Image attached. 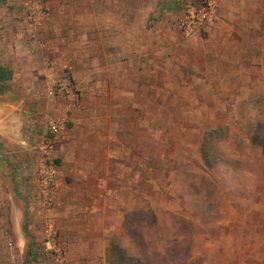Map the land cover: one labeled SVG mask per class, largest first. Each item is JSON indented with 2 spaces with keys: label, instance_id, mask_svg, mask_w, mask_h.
Returning a JSON list of instances; mask_svg holds the SVG:
<instances>
[{
  "label": "crops",
  "instance_id": "obj_1",
  "mask_svg": "<svg viewBox=\"0 0 264 264\" xmlns=\"http://www.w3.org/2000/svg\"><path fill=\"white\" fill-rule=\"evenodd\" d=\"M20 1L0 0V136L13 145V150L8 152L11 161L33 167H30V175L38 182L42 155L37 149L41 139L37 132H44L47 120L57 122L58 132L51 150L55 177L47 205L38 200L51 210L42 217L44 230L50 235L52 228L57 231L62 223L65 227L70 215L79 220L89 218L94 222L95 231L115 233L119 237L118 246L111 240L96 239L97 247L103 250H98L94 259L101 260V264H128V260H135V264H154L147 262L142 232L133 231L144 226L142 220L138 221L132 215L154 205L147 204L144 208L145 189L151 191L147 193L151 198L156 193L158 203L159 193L166 194L167 191H162L164 188H160L153 176L148 178L145 170L153 172L157 169L160 156H154L153 150L146 155L142 148L141 153L138 151L136 140L147 128L141 120L134 118L130 124L128 113L143 116L147 112H144L142 101L154 100V93L159 94L157 83L160 81L153 73L162 65L154 60L153 54H159L161 45H144L141 36L144 31L157 37L173 36L176 42L172 47L176 48L180 45L178 38L190 41L193 36L199 37L201 44L196 48L202 57V62L198 63L199 74L211 70L208 75L215 84L233 82L237 92L243 91V99L249 100L255 98L259 87L264 85V0H216L214 22L206 27V33L198 36L196 33L187 36L176 25L165 30L155 27L154 23L150 27L143 24L136 30L134 43L128 42L127 25L122 27L121 17L119 39L111 40L113 15H128L129 3L135 4V15H153L159 0H33V15L24 11V15H16L17 10H24ZM42 4L47 8L46 15L38 11ZM86 4L89 5L87 9ZM86 10L91 15H103L104 25L108 26L104 30L108 39L103 41V66L96 68L95 56L87 57V76L80 78L75 68L80 64V54L64 40L62 20L67 15H80ZM233 35L238 39L235 46L229 41ZM184 44L183 50L191 53V45ZM129 50L135 53L129 54ZM162 50L170 52V48ZM143 53L151 57L146 61L151 71L149 76L140 70L143 69ZM101 69L103 75L97 76V70ZM133 69H136L134 75H128V70ZM227 69L233 73L231 79L225 73ZM62 77L71 78V88L68 93L59 94L54 82ZM182 77L179 76L177 82L191 83ZM165 79L172 80L170 77ZM75 84L81 86L79 95L72 92ZM144 85L151 88L150 97L144 96ZM129 98L140 99L141 103L138 105L136 100L130 104ZM240 103L235 106L239 111ZM138 131L140 135H137ZM203 137L204 130L201 129L199 140L193 145L201 159L204 158ZM226 138L224 136L222 143L232 148ZM56 212L62 213L61 217L57 218ZM155 220V224L150 220L153 229L158 224ZM157 238L152 237L151 243L158 244ZM121 242L134 245L136 254L131 255L134 259L129 255L125 257ZM154 255L163 256L159 249ZM180 256L178 259L183 260V264H206L189 262L207 258L204 252ZM170 258L168 254L169 264H175L176 258H172L173 262Z\"/></svg>",
  "mask_w": 264,
  "mask_h": 264
},
{
  "label": "rangeland",
  "instance_id": "obj_2",
  "mask_svg": "<svg viewBox=\"0 0 264 264\" xmlns=\"http://www.w3.org/2000/svg\"><path fill=\"white\" fill-rule=\"evenodd\" d=\"M26 1H20L24 10H17L16 15L28 12ZM159 1L153 15H135L133 3H129L128 15H113L111 40L119 39L120 17L122 27L125 23L127 25L129 43L136 41V30H140L143 24L150 27L154 23L155 27L165 30L176 25L185 34L181 18L187 0H179V3L176 0ZM200 1L192 0L196 7ZM84 6L89 7L88 4ZM145 6L149 4L145 3ZM40 7L38 11L46 15L47 8L43 4ZM213 22L214 19L209 24L197 26L198 29L195 27L187 36L206 33V27L212 26ZM62 24L64 40L80 54V64L75 67L78 76H87V57L95 56L96 68L103 66V41L108 39L104 31L108 26L104 25L103 15H91L86 10L80 15L65 16ZM193 37L190 41L178 38L180 45L176 48L172 47L176 42L173 36L157 37L146 31L141 36L144 45H161L159 54H153L154 60L162 65L153 73L160 81L157 83L160 90L158 95L154 93V100L142 101L146 114L140 116L129 111L128 119L130 124L133 118L145 124L147 129L136 140L137 149L141 153L142 148L144 155L153 150L154 156H160L157 169L145 172L148 178L157 179L167 195L159 193L158 203L156 193L151 198L147 195L151 191L145 189L144 208L147 204L154 205L132 215L144 225L133 231L142 232L141 236L145 237L144 251L149 263L169 264L167 256L170 254L176 258L175 264H183L179 255L204 252L207 258L189 262L264 264V85L259 87L255 98L248 100L243 99V91L237 92L233 82L215 84L208 75L211 70L206 72L207 75H200L198 63L202 62V57L196 48L201 41L199 37ZM236 39L234 35L229 37L232 46L238 44ZM184 43L191 45V53L183 50ZM166 48H170V52L162 50ZM132 53L135 51L129 50V54ZM143 54V69L140 70L149 76L151 71L146 61L151 57ZM98 70L96 75H103L102 69ZM135 70H128V75H134ZM225 73L231 79L232 71L227 69ZM179 76H185L191 83L177 82ZM167 77L172 79L171 82L165 79ZM150 91L151 88L144 85V96L150 97ZM72 92L79 95L81 86L75 84ZM136 100L139 105L141 100ZM136 100L129 98L128 101L133 103ZM237 102H241L240 111L235 107ZM201 129L210 131L206 133L207 141L204 139L207 161L201 159L194 148ZM37 133L42 139L45 129ZM140 134L138 131L137 135ZM224 136L232 148L222 143ZM37 149L40 151V146ZM11 150V141L0 136V264H101V260L94 259L98 250H103L97 247L96 239H104L102 242L111 240L118 246L117 234L95 231L91 219L79 220L70 215L65 223L67 226L63 227L62 223L57 231L52 228L49 235L42 225V217L51 210L38 201L39 184L30 175L31 166L11 161L8 154ZM58 212L57 218L62 215ZM155 219L158 224L153 229L150 220L155 224ZM152 237H159L158 244L151 243ZM101 247H104L103 243ZM133 247L122 243L125 257L135 258ZM156 249L163 256L154 255ZM135 263V260H128V264Z\"/></svg>",
  "mask_w": 264,
  "mask_h": 264
},
{
  "label": "built area",
  "instance_id": "obj_3",
  "mask_svg": "<svg viewBox=\"0 0 264 264\" xmlns=\"http://www.w3.org/2000/svg\"><path fill=\"white\" fill-rule=\"evenodd\" d=\"M30 4H29V3ZM29 0L26 1L27 5V15H33L35 5L31 4ZM216 6V0H201L198 7L194 2L187 0L184 2V11L183 17L181 18V26L185 34H188L189 31H192L197 26L203 24H209L214 19V10ZM55 91L59 94L68 93L71 88V82L69 78L62 77L54 82ZM58 132L57 122L53 119H49L45 125V134L40 141V151L42 159L40 160L38 166V184H39V197L43 204L47 205L49 189L52 185L55 177L54 170V159L51 156L52 143L53 139ZM57 251L59 249L57 248Z\"/></svg>",
  "mask_w": 264,
  "mask_h": 264
},
{
  "label": "trees",
  "instance_id": "obj_4",
  "mask_svg": "<svg viewBox=\"0 0 264 264\" xmlns=\"http://www.w3.org/2000/svg\"><path fill=\"white\" fill-rule=\"evenodd\" d=\"M208 132H210V131H208ZM208 132H206V130L204 131V134H205V136L203 137V142H202V146H203V159L205 160V161H207V154L205 153V150L204 149H206V147H205V144H206V142H204L205 140L204 139H206V133H208ZM206 141H207V139H206ZM208 143V142H207ZM24 228V230H25V232H26V234H27V236L29 237V238H31V235H30V233H28V231L26 230V228L25 227H23Z\"/></svg>",
  "mask_w": 264,
  "mask_h": 264
}]
</instances>
